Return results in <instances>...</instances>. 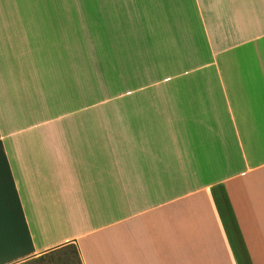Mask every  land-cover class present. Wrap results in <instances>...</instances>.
Instances as JSON below:
<instances>
[{
  "label": "crops",
  "instance_id": "0c3cea01",
  "mask_svg": "<svg viewBox=\"0 0 264 264\" xmlns=\"http://www.w3.org/2000/svg\"><path fill=\"white\" fill-rule=\"evenodd\" d=\"M68 246L264 264V0H0V264Z\"/></svg>",
  "mask_w": 264,
  "mask_h": 264
},
{
  "label": "rangeland",
  "instance_id": "374dc122",
  "mask_svg": "<svg viewBox=\"0 0 264 264\" xmlns=\"http://www.w3.org/2000/svg\"><path fill=\"white\" fill-rule=\"evenodd\" d=\"M99 95H100V93H99ZM106 98H107L106 94L100 95L94 100L93 103L103 101ZM110 106H111V104L106 105V102H100V104L97 106L96 110H98V112H101L103 110L108 109ZM68 253H70V252H68ZM62 257H64V254H62V253H60V254L59 253L58 254H49L42 259V262L40 264H63V263L59 262V260ZM69 257L73 262L72 264H77L75 261L74 255L72 253H70Z\"/></svg>",
  "mask_w": 264,
  "mask_h": 264
},
{
  "label": "trees",
  "instance_id": "16d2710c",
  "mask_svg": "<svg viewBox=\"0 0 264 264\" xmlns=\"http://www.w3.org/2000/svg\"><path fill=\"white\" fill-rule=\"evenodd\" d=\"M72 253L74 255V258H75V261L77 264H81V260H80V256H79V253H78V250L76 249L75 246H68V247H65L63 248L62 250L58 251V252H55V253H52V254H64V257H62L59 262L60 263H63V264H72V260L70 259V253Z\"/></svg>",
  "mask_w": 264,
  "mask_h": 264
}]
</instances>
